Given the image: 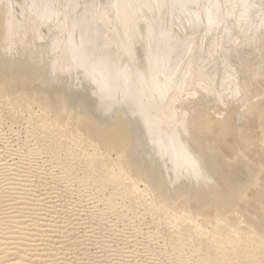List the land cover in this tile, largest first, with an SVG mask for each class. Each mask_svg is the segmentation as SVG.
<instances>
[{
    "label": "bare ground",
    "instance_id": "6f19581e",
    "mask_svg": "<svg viewBox=\"0 0 264 264\" xmlns=\"http://www.w3.org/2000/svg\"><path fill=\"white\" fill-rule=\"evenodd\" d=\"M0 103L36 123L24 118L21 139L0 114V179L38 173L78 197L91 181L94 225L126 221L175 264L258 258L239 226L248 190L264 202V0H0ZM43 132L65 140L56 153L70 149L67 162L38 145Z\"/></svg>",
    "mask_w": 264,
    "mask_h": 264
},
{
    "label": "rangeland",
    "instance_id": "374dc122",
    "mask_svg": "<svg viewBox=\"0 0 264 264\" xmlns=\"http://www.w3.org/2000/svg\"><path fill=\"white\" fill-rule=\"evenodd\" d=\"M6 108V106H3V104L0 103V114L3 115L5 119L3 127H7V123L10 122L16 123L12 127L18 130V136L23 139L24 133L22 129L26 125L25 119L29 118L30 127H33L36 124L35 120L33 119L35 118L34 113L31 112L30 115L26 112H21L16 114L14 117L9 118V112H11L12 110ZM26 126H28V124ZM45 131L47 130H44V132ZM44 132L36 136V139L39 140L38 145L40 147H50V151H48L47 154L54 153V156L62 158L64 162H67V154L71 152L70 149L56 153L57 149L64 148L62 147V142L65 140L60 139L61 143L59 145L54 144L53 146L52 144L54 143L56 138L53 137L54 140L52 138L50 139ZM31 144L32 143H30L29 145ZM254 147L256 149V146ZM260 149L259 153H256L257 155H255V158L259 162L256 168L259 171H262L264 170V154H262L264 152L262 151V149ZM257 156L259 157V159ZM44 160L45 158H38L37 166H39L40 164V166H42V164L43 166H45L44 164H46V161ZM259 160H261V162ZM16 161L18 162V160L14 157L7 159L4 164L6 166L12 165L11 168H15L14 165H16ZM70 163L73 165L72 169H74V175H81L85 173V167L83 166L84 161L83 163H76L75 160H72L70 161ZM21 166V164H17V167ZM11 173L12 172L7 173V178L0 179V192L3 193L2 198H0V264H116L119 263L117 259H120V257L121 261H124V263L127 264H175L174 257L169 255L168 253H164L163 255L160 254V256L157 255V251L159 250V248H164V242L162 240L158 241V244H155L153 242L154 244H152V248L149 250L144 244H142L145 242H142L143 238L141 234L137 236H134L133 234L132 237V234L129 233L131 232V224H128V222L126 221L122 222L120 219L119 221L116 219H113L111 221L110 219L112 218L108 219L107 217H103L104 219L102 220L105 221L101 220V223H99L98 226L94 225L96 224L97 220L90 217V178L86 179L88 180V182L90 181L89 184H81L82 186L80 185L79 190L82 189V191H80L79 195H82L81 197H78L75 194H66V192H68L70 189L73 190L75 188L74 190H78L77 185H74L73 188V184L65 185L64 182H61L58 183V186L56 185L58 188L57 189L51 182L57 183L59 181L58 179H52L48 181V179H43L44 176H42V174L35 173L27 175L25 172H20L19 176L14 177L13 175H10ZM24 173L27 176H31V178H26V175H24ZM259 179L264 181V174H260ZM86 180L84 182H86ZM46 181H48V185L32 190L34 189L33 185H38V183H46ZM18 182L21 184L22 182H24V187L21 188V192H19L20 190L17 191L16 186L12 184ZM108 190H110V188H108ZM247 192V195H249L248 198L250 199V201H252V204L245 203L242 206L240 205L241 218H243L244 222L243 220H241L239 229H242V233L246 230L248 232L251 231L250 237H253L252 243H255V245L252 246L256 249L255 254L258 256V258L256 257L252 259L246 257V259L244 258V261L240 263L251 264L250 261H253L255 263L252 264H264V214H262V217L260 216L261 218L258 216V213L261 210L264 212V202L262 203L258 200H255V197L253 195V192H255L254 188H251ZM105 193H107V191ZM253 200H255L259 205L257 203H255V205ZM98 206L101 205L99 204ZM101 208L103 209L102 206ZM92 211L94 210L92 209ZM247 218L255 220V222L257 223L256 229L253 227H248L246 221ZM143 220L144 224L142 228L143 231L147 232L148 228H146V226L149 222V217L145 216ZM112 224L114 228L112 227ZM217 227H226V223H218L215 228L217 229ZM98 228H100L101 232H103L102 230H104V232L107 231L106 234H103V232L102 236L99 230H94ZM161 228L162 227H158V230H161ZM207 228L209 229L210 226H208ZM151 230L152 229H150L149 231ZM111 231H113V234H111ZM124 234L128 236H122ZM91 235H94V238ZM101 237L105 240H103ZM96 238L98 239V241H101L100 247L101 249L104 248L106 252L102 251L101 249H97L98 246L95 248V245H93V243L97 240ZM136 238L137 240H135ZM165 239H167L166 244H170V242H173L174 236H167ZM201 242L200 247H202L204 244V241ZM190 245L192 246L193 242H191ZM185 249H187V247H185L184 250ZM210 249L211 250L209 254H217L215 245H211ZM241 249L242 247H239L238 250H236L237 252H240L238 253V256L243 255ZM202 254L203 252H200L199 256H201ZM109 255L111 256L108 257ZM121 255H123L124 257ZM105 257H107L108 260L107 258L105 259ZM91 259H95V262L93 261L94 263H91ZM186 264H193V261L188 260Z\"/></svg>",
    "mask_w": 264,
    "mask_h": 264
},
{
    "label": "snow or ice",
    "instance_id": "6c2138e0",
    "mask_svg": "<svg viewBox=\"0 0 264 264\" xmlns=\"http://www.w3.org/2000/svg\"><path fill=\"white\" fill-rule=\"evenodd\" d=\"M237 94L239 95V89L237 90ZM262 116H264V113H262Z\"/></svg>",
    "mask_w": 264,
    "mask_h": 264
}]
</instances>
